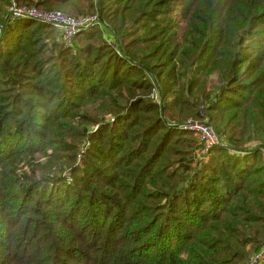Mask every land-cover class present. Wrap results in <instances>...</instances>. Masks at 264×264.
Listing matches in <instances>:
<instances>
[{
    "label": "trees",
    "instance_id": "1",
    "mask_svg": "<svg viewBox=\"0 0 264 264\" xmlns=\"http://www.w3.org/2000/svg\"><path fill=\"white\" fill-rule=\"evenodd\" d=\"M16 2L97 14L103 30L66 47L0 0V264H242L259 252L264 0ZM188 118H207L226 146L198 158V137L177 127Z\"/></svg>",
    "mask_w": 264,
    "mask_h": 264
},
{
    "label": "built area",
    "instance_id": "2",
    "mask_svg": "<svg viewBox=\"0 0 264 264\" xmlns=\"http://www.w3.org/2000/svg\"><path fill=\"white\" fill-rule=\"evenodd\" d=\"M7 1V12L11 19H31L51 26L55 32L62 36L66 47L70 45V40L73 37L90 26L98 25L99 28L103 30L102 23L99 21V16L97 14L76 18L58 10L41 11L34 6L18 5L16 0ZM104 38L106 39V42L118 52L114 38H111V36L107 34L104 35ZM152 97L158 102L157 91H154ZM177 127L195 133L204 153L219 144V137L221 134L208 123L207 118L202 120H189L186 123H183V125ZM263 258L264 246L259 252L248 258L247 264H260Z\"/></svg>",
    "mask_w": 264,
    "mask_h": 264
},
{
    "label": "rangeland",
    "instance_id": "3",
    "mask_svg": "<svg viewBox=\"0 0 264 264\" xmlns=\"http://www.w3.org/2000/svg\"><path fill=\"white\" fill-rule=\"evenodd\" d=\"M37 9H39V10H41V11H52V10H58V11H61V12H63V13H65V14H67L68 15V13L67 12H65L64 10H62V9H57V8H54V9H52V10H43V9H40V8H37ZM8 11V10H7ZM70 15H72V14H69V16ZM71 17H76V16H71ZM76 18H78V17H76ZM49 43V42H48ZM150 79V78H149ZM152 81V80H151ZM153 83V82H152ZM189 120H194V119H192V118H188L185 122H183V123H186L187 121H189ZM183 123H180V124H178L177 126H181V125H183ZM209 124H210V122H208ZM211 125V124H210ZM212 126V125H211ZM213 128H214V126H212ZM96 128H94L93 130H95ZM215 129V128H214ZM216 130V129H215ZM91 131V130H90ZM93 133V132H92ZM221 135H220V137H219V144L218 145H216V146H223V147H225L226 145V139H227V135L225 134V132H222L221 130H220V132H219ZM87 143V140L86 141H84V143L83 144H86ZM248 144H254V143H248ZM88 145V144H87ZM86 145V146H87ZM215 147V146H214ZM85 148V147H84ZM203 150H201V146H200V151H199V153L197 154V156H199L198 158H201V159H204L206 156V154L204 153V152H202ZM206 159V161L208 160V157H206L205 158ZM23 161V160H22ZM21 161V162H22ZM25 161H23V163H24ZM43 162V161H42ZM64 165V164H63ZM61 166L60 168L63 170V171H60L59 169H57V170H54V172L52 171V175H54V177L55 176H57V177H60L61 175L63 176V175H68L69 174V167L67 168V167H65V165L64 166ZM77 165H79V164H77ZM254 254H251L249 257H251V256H253ZM247 260L248 259H246V260H244L243 262H242V264H247Z\"/></svg>",
    "mask_w": 264,
    "mask_h": 264
},
{
    "label": "water",
    "instance_id": "4",
    "mask_svg": "<svg viewBox=\"0 0 264 264\" xmlns=\"http://www.w3.org/2000/svg\"><path fill=\"white\" fill-rule=\"evenodd\" d=\"M99 21L101 22V19H100V17H99Z\"/></svg>",
    "mask_w": 264,
    "mask_h": 264
},
{
    "label": "crops",
    "instance_id": "5",
    "mask_svg": "<svg viewBox=\"0 0 264 264\" xmlns=\"http://www.w3.org/2000/svg\"><path fill=\"white\" fill-rule=\"evenodd\" d=\"M101 29V28H100ZM103 35H105L104 33H103Z\"/></svg>",
    "mask_w": 264,
    "mask_h": 264
}]
</instances>
